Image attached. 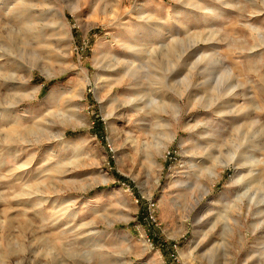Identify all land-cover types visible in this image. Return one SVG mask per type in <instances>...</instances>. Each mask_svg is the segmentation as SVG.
Returning a JSON list of instances; mask_svg holds the SVG:
<instances>
[{
    "label": "rangeland",
    "instance_id": "374dc122",
    "mask_svg": "<svg viewBox=\"0 0 264 264\" xmlns=\"http://www.w3.org/2000/svg\"><path fill=\"white\" fill-rule=\"evenodd\" d=\"M261 201L264 0H0V264H264Z\"/></svg>",
    "mask_w": 264,
    "mask_h": 264
},
{
    "label": "bare ground",
    "instance_id": "6f19581e",
    "mask_svg": "<svg viewBox=\"0 0 264 264\" xmlns=\"http://www.w3.org/2000/svg\"><path fill=\"white\" fill-rule=\"evenodd\" d=\"M256 200H257V199H256ZM256 200H255V201H256ZM260 203H264V201H261ZM260 203H259V204H260Z\"/></svg>",
    "mask_w": 264,
    "mask_h": 264
}]
</instances>
